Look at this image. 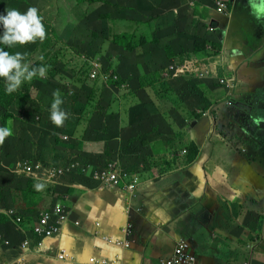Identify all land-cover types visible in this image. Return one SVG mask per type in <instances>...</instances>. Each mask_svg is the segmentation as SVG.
<instances>
[{
    "label": "rangeland",
    "instance_id": "rangeland-1",
    "mask_svg": "<svg viewBox=\"0 0 264 264\" xmlns=\"http://www.w3.org/2000/svg\"><path fill=\"white\" fill-rule=\"evenodd\" d=\"M79 1L0 0V14H5L11 8L24 13L29 7H35L45 29L43 41L36 38L34 41L12 47L11 54L20 52L23 55L22 64H27L29 69L43 67L45 71L43 75L37 73L32 79L22 81L21 85L11 92L17 96L15 103L9 108H0V127H10L12 130V134L0 143V166L14 167L18 158L40 162V159L43 160L44 156H47L48 161L44 164L46 167L56 161L70 159L68 165H74L75 168L68 167L64 174H68L67 172L78 174L82 164L87 163L91 156L98 157L87 152L92 145H98L85 142L87 140L109 142L105 145L103 153L107 156L109 148L119 140L115 137L117 132L133 138L142 147H147L150 142L162 141L171 150H177L178 146L172 144L170 139L175 129L169 127L167 123L175 126L181 124L184 127L187 124L192 127L194 124L195 127L192 128L197 129L196 119L200 120L202 117L207 118L209 134L222 136L229 145L232 142L234 128L240 125L248 132L264 128V123L256 126L259 123L258 114L264 113L261 106V103H264V89L250 92L252 88L249 87L242 91L248 94L244 96L236 93L240 92L241 88L244 89L240 78L211 77L205 72L201 75L194 65L190 69L193 64L191 60L199 58L193 54L195 47L201 51L214 52L213 54L217 56L219 54L216 53L222 46L211 47L208 42H214L211 37L213 35L219 38L217 43L221 45L224 34L216 35L221 30L211 34L210 26L207 24L176 26V17L167 20L169 26H163L161 21L163 12L172 9L178 13V9H184L181 2L183 0H166L168 5L165 9L162 5L163 0H98L93 3ZM219 1L224 2L229 10V0H210L209 8L205 5L207 0H203L199 4L202 10L197 16L206 20L211 8L214 6L212 9H216ZM148 15H152L154 26L150 25ZM158 27L160 31L153 35L152 31ZM193 27L197 29L195 36L201 38L198 41L204 43H198L197 46V42L194 41L190 50L183 49L176 56L174 45L161 43L165 38L176 43L184 39L183 42L188 46L186 35ZM2 31L0 27V34ZM223 31L226 29L223 28ZM245 36L246 44H249L247 51H250L254 48L256 40L250 30ZM188 55L193 59H189ZM98 66L99 71L104 72L109 79H105L103 83L88 80L87 85L91 88L88 89L89 93L84 95L81 90V79L86 81L89 73L94 72ZM151 66H154V70ZM171 67L174 70H171ZM98 75L101 76L102 73ZM0 83L5 86L3 77H0ZM142 84L144 86H141ZM221 85L224 89H221ZM55 90H59L63 101L60 109L68 113L60 126H56L50 119L52 94ZM132 92H135V95H131ZM225 96L229 98L223 103L221 100ZM243 103L250 108L243 110L235 106ZM143 104H147L145 111L151 120V127L135 128L131 123L135 119L139 120L136 110ZM223 104L228 108H223ZM253 109L257 115L252 113ZM34 118H39L40 121L35 122ZM108 122L112 123L110 136L107 135ZM160 122L168 126L167 134L152 137L153 130L158 128ZM40 127L42 129L39 135L37 133ZM85 130L90 131L87 133L89 139L81 142L80 138ZM193 133L199 137L198 133ZM66 134L69 136L68 140L61 139ZM75 138L81 143L84 142L87 147L82 148ZM251 144L252 140L248 146ZM78 150L82 156L76 155ZM217 155L219 159L216 158V161L220 160L221 165L228 164L230 173L235 175L238 165L231 163L232 156L231 161L226 162L227 157L224 154ZM118 161L119 167L127 174L133 173L123 167L121 160ZM13 162L15 163L12 165ZM92 169L93 166H90L86 171L80 172L89 175ZM20 173L17 171L8 174L0 170V200L4 210L14 208L23 215H29L28 212L38 215L45 208L42 197H45L46 205L64 197L63 194L54 195V189L65 185V177H56L52 180L46 174L35 171L31 175L32 178L30 175L25 177L29 181H42L44 185L36 189L35 186L21 188L18 185ZM76 179L75 176L68 183L71 184ZM105 186L113 189L125 187L123 183L119 186ZM7 221V217L0 216V234L3 236L8 234L5 226Z\"/></svg>",
    "mask_w": 264,
    "mask_h": 264
},
{
    "label": "crops",
    "instance_id": "crops-1",
    "mask_svg": "<svg viewBox=\"0 0 264 264\" xmlns=\"http://www.w3.org/2000/svg\"><path fill=\"white\" fill-rule=\"evenodd\" d=\"M201 1L183 0V10L178 9V13L172 9L163 12V26H169L167 20L176 17V26L207 24L214 27L211 34L221 30L216 34H224L219 55H213L214 59L208 58L207 63L201 65L198 64L201 58L191 61L201 70L209 72L211 77L222 78L223 75L219 73L223 69L224 75L228 76L226 78H240L244 89L236 93L244 94L242 91L249 87L252 88L250 92L264 89V43L251 55L239 48L241 38L245 39L246 32L251 30L249 26L254 25L243 4L239 0H229L226 16L218 14L216 9H212L213 6L205 20L197 16L202 10L199 5ZM162 5L165 9L167 1L163 0ZM205 5L209 8L210 0ZM148 20L154 26L152 15H148ZM223 28L226 31L222 32ZM158 31L159 27L155 28L153 35ZM196 32L197 29L193 27L186 35L188 46L184 39L176 43L165 38L161 43L174 45L176 56L183 49L190 50L193 42L201 39L195 36ZM228 98L225 96L221 102L225 103L224 100ZM146 106L143 104L139 107L137 115L147 114ZM235 106L243 110L250 108L244 103ZM261 106L264 108V103ZM223 108L228 106L223 104ZM252 113L257 115L255 109ZM257 119L259 123L256 126L264 123V113L258 114ZM196 120L197 129L192 128L194 124L178 129V126L166 122L175 129L170 139L178 148L171 150L162 141L150 142L147 150L150 158L156 157L158 166L141 168L142 184L133 194L125 189L99 184L91 176L81 174L80 170L78 174L67 172L65 185L52 189L54 195L63 194L59 202L66 207L68 219L61 225L58 236L44 240L41 246L33 250L21 248L22 241L19 239L23 229L14 224L15 218L26 215L14 208L4 210L0 200V216L8 218L5 225L8 234H0V264H89L92 257L107 260L110 264H162L172 257L181 242L189 246V254L195 257V264H264V128L248 132L240 125L234 128L229 145L222 136L209 134L206 117ZM39 121V118H35V122ZM136 122L138 128L151 127L149 120L136 119ZM193 132L198 133L199 137ZM250 140L252 144L248 146ZM75 141L82 148H86L85 143L88 142L98 145L88 148L90 155L103 154L107 144L94 140L81 143L76 138ZM184 150L187 152L184 153ZM79 151H76V155L82 156ZM108 152L119 160L126 156L133 157L123 145H113ZM218 153L227 157L226 162H230L232 156L231 163L238 165L235 175L230 173L228 164L221 165L220 160L216 161V158L219 159ZM46 158L44 156L39 163L46 164ZM70 161L59 160L50 165L61 168ZM15 165L0 166V170L12 174L17 172ZM29 175L32 178V174L18 175L19 187H28L29 180L25 176ZM75 176L77 179L69 184L68 181ZM40 185L44 183L35 181L34 189ZM42 199L46 207L45 197ZM129 226L132 227L130 237L125 234ZM124 239L131 242L129 249L117 245ZM13 241L16 243L13 244ZM60 255H64L63 260H59Z\"/></svg>",
    "mask_w": 264,
    "mask_h": 264
},
{
    "label": "clouds",
    "instance_id": "clouds-1",
    "mask_svg": "<svg viewBox=\"0 0 264 264\" xmlns=\"http://www.w3.org/2000/svg\"><path fill=\"white\" fill-rule=\"evenodd\" d=\"M249 4L252 9V14L257 19L264 17V0H249ZM41 19L42 18L38 15L37 9L35 7H29L24 13H21L16 8H11L8 9L5 14H0V27H2L3 29L2 34H0V45L7 46L8 48H12L16 44L23 45L27 42L34 41L36 38H39L41 41H43V39L45 38V29L43 24L41 23ZM22 60H23V55L20 52H15L13 54H10L8 51H5L3 50L2 47H0V77H3L5 79V91L7 93H11L15 91L21 85L22 81L32 79V77L37 75V73H39L40 75L44 74L45 69L43 67H40L39 69L35 67L29 69L27 64L21 63ZM193 65L195 68L198 69L201 75H204L202 73V70L198 66H196V63H193ZM204 72L208 76H211L209 72L207 71ZM222 78L229 79L224 77ZM52 95H53V101L51 103V108H50V119L56 126H60L62 125L63 121L67 118L68 113L62 111L59 107L63 102L59 90H55ZM11 134H12V130L10 127H0V143L3 142L5 137L10 136ZM183 152L186 153L187 150H184ZM118 160L119 159L116 158L113 162H110L109 164L116 163L119 167L120 163ZM16 161L17 162L23 161V158H18L16 159ZM30 161L39 163V161L34 159H31ZM41 165L49 169L52 167H56L52 165H49V167H46L44 164ZM67 165L68 164H64L62 165V167ZM108 165L105 168H97V169L93 168L89 172V176H91L95 181L99 182L94 178V173L103 171L108 167ZM90 166L91 165L82 164L80 170L81 171L87 170L88 168H90ZM157 166L158 163L155 157L153 161V165L149 169H152ZM142 167L144 169L143 165H141V168ZM119 168L125 171L122 167ZM161 170L164 171L167 169H161ZM139 171L132 173V174H136L137 177L139 178L137 189L142 184V177L140 176ZM21 174H25V173H21ZM64 176L66 175L64 174L61 176H57V178ZM54 178L56 177H53L52 180ZM99 184L107 185L101 182H99ZM124 189L130 192L131 194H133L137 190L136 189L135 191H129L125 187ZM59 201H61L60 198H58L56 201L52 202L51 204L47 205L44 209H42L41 212L38 213V215L31 214V215L22 216V218L19 217L20 222L18 221V218L14 219V224L20 226L23 229L22 232L20 233V239H19V241H22V245L25 242L29 241L31 243V247L29 249L33 250L35 247H38L39 243L42 244L44 240H47V239L42 240L36 237L34 235L33 228L45 213L52 212V210L55 208V205L61 204L62 207L64 208L65 214L68 216V211L66 207L62 202Z\"/></svg>",
    "mask_w": 264,
    "mask_h": 264
},
{
    "label": "built area",
    "instance_id": "built-area-1",
    "mask_svg": "<svg viewBox=\"0 0 264 264\" xmlns=\"http://www.w3.org/2000/svg\"><path fill=\"white\" fill-rule=\"evenodd\" d=\"M216 12L221 15H228V8L226 4L222 1L217 2ZM210 31H214V28L210 27ZM187 68V66H184ZM193 68V64H191L190 69ZM98 68L89 73L90 80H101L102 82L105 79H109L108 76L104 72L99 71ZM171 70H174L171 67ZM99 76L98 74H101ZM68 135L64 136V140H68ZM75 168L74 165L72 166H64V167H52V168H45L40 163L32 162L30 160H23L17 162L15 165V169L18 172L25 173V174H33L35 171H39L41 174H46L49 178L57 177L64 175L69 168ZM86 171V170H83ZM94 178L101 183L111 185V186H119L120 184H124L125 188L129 191H135L137 189L139 178L136 174H127L121 168L118 167L116 163L109 164L106 169L100 172L94 173ZM67 215L65 214L64 208L61 204L55 205V208L52 210L51 213H45L41 219L35 224L33 228L34 235L40 239H52L59 235L60 227L63 223L67 221ZM20 222V219H18ZM125 234L130 237L132 235V227L129 226ZM119 247L124 249H129L131 246V242L128 240H123L122 242L117 243ZM41 244H38V247ZM31 247V243L29 241L25 242L22 245V248L29 249ZM64 255L59 256V260H63ZM196 259L193 255L189 254V246L185 242H181L177 245L172 257L167 260L163 261L162 264H195ZM89 264H110L107 260H102L97 257H92L89 259Z\"/></svg>",
    "mask_w": 264,
    "mask_h": 264
},
{
    "label": "trees",
    "instance_id": "trees-1",
    "mask_svg": "<svg viewBox=\"0 0 264 264\" xmlns=\"http://www.w3.org/2000/svg\"><path fill=\"white\" fill-rule=\"evenodd\" d=\"M96 1H98V0H80L79 2L80 3H93V2H96ZM245 10L248 13V15L250 16V18L252 19V21L254 22V25L253 26H249V27L251 28L250 31L252 32V35H253L252 37L255 38L256 41L254 43V48L251 49L250 51H247V47L249 46V44H246L245 39L241 38V43H245L244 45L239 43V42L238 43L240 44L239 48L241 49L242 52H244L247 55H251V54L255 53L264 43V34H263V31H264V26L263 25L264 24H261L258 21V19L252 14V11H250L248 7L245 6ZM210 27L214 28L213 26H210ZM211 37H213V41L214 42L209 41L208 45H211V47L221 46L220 43H217L218 39L216 37H214L213 35H211ZM196 42H197V46H198V43H204V42L198 41V40H196ZM206 46H207V43H206ZM0 47H2L3 50L8 51L10 54L13 51L12 48L10 49L7 46L0 45ZM219 52L216 53V54H219ZM213 53L209 52V51H201L200 49H198L196 47H195V49L193 51L194 55H198V57L201 58V60H198V64L199 65H201V63L202 64L203 63H207L208 58H211L213 55H215ZM188 56H189V59L192 58L191 55H188ZM162 62H164V61H162ZM164 63H166L167 65L169 64V62H164ZM151 67L154 70V66H151ZM202 73H204V71H202ZM219 75L220 76L223 75L224 78L228 77L227 75H224V70L223 69H222V73L220 72ZM88 80H89V75H88L86 81L81 79V82H82V89L81 90H82L84 95L88 94L89 93L88 89L91 88V87H89L87 85ZM96 84L97 83H95V85ZM2 85L3 84L0 83V108H9L15 103V101L17 100V96L15 94L12 95L11 93H7L5 91V86L4 85L2 86ZM112 86L115 87L116 85H112ZM141 86H144V84H142ZM71 91H73V90H71ZM71 91H69V93ZM72 95H74V93ZM131 95H135V92H132ZM68 98H70V97H68ZM141 106H143V105H141ZM200 116H198V117H200ZM139 120L140 121L141 120H149L148 114H144V113L139 114ZM149 121L151 123V120H149ZM111 124H112L111 122L107 123V127H108L107 135L108 136L111 135V133H109L110 130H111V127H112ZM131 125L135 126V128L138 127L136 119L131 123ZM182 127L183 126L180 124L178 126V129H181ZM38 129H39V133H37V134L40 135L41 134L40 130L42 128L40 127ZM72 131L76 132V130H73V129H72ZM88 132L90 133V131L85 130L84 134L82 135V138H80L81 141H83L85 139H89L87 137V133ZM167 132H168V126L164 122H160V124L158 125V128L153 130L152 137H158V136L166 135ZM76 134H75V136H76ZM177 134L178 133H176V135ZM115 137L118 138L119 140H118V142H115L114 145H123V146H125L127 148V151H130L131 154L133 155V157H127L126 156V157H123V159H121L122 165H123V167L125 169H127L128 171L137 172V171L140 170L141 165L144 166V169L151 168V166L153 165L154 157L150 158L149 152L147 150L149 145L147 147H142V145L137 143V142H135L133 140V138L128 137V136H122V135H120L119 132L116 133ZM107 143H109V142H107ZM144 143H146V142H144ZM194 149H195L194 152L196 153V147H194ZM105 158H106V160H105ZM116 158L117 157L115 155H113L111 152H108L107 156H105L104 154L98 155V157L97 156H91L87 160V163L92 164V165H94L96 167L105 168L110 162H113ZM23 160H26V159H23ZM14 163L15 162H13L12 165ZM131 166H133V168H131ZM34 183H35L34 180H30L29 183H28V187L34 186ZM15 243H16V241H13V244H15Z\"/></svg>",
    "mask_w": 264,
    "mask_h": 264
},
{
    "label": "water",
    "instance_id": "water-1",
    "mask_svg": "<svg viewBox=\"0 0 264 264\" xmlns=\"http://www.w3.org/2000/svg\"><path fill=\"white\" fill-rule=\"evenodd\" d=\"M244 6L248 7L250 11H252L251 9V6L249 4V0H239ZM258 21L261 23V24H264V17H261L258 19Z\"/></svg>",
    "mask_w": 264,
    "mask_h": 264
}]
</instances>
